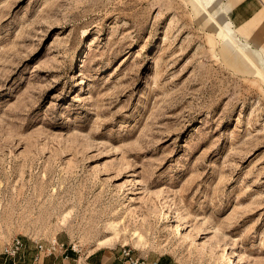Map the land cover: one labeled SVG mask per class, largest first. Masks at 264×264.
I'll use <instances>...</instances> for the list:
<instances>
[{
    "label": "rangeland",
    "instance_id": "374dc122",
    "mask_svg": "<svg viewBox=\"0 0 264 264\" xmlns=\"http://www.w3.org/2000/svg\"><path fill=\"white\" fill-rule=\"evenodd\" d=\"M207 18L192 0H0V252L264 264V80Z\"/></svg>",
    "mask_w": 264,
    "mask_h": 264
},
{
    "label": "crops",
    "instance_id": "0c3cea01",
    "mask_svg": "<svg viewBox=\"0 0 264 264\" xmlns=\"http://www.w3.org/2000/svg\"><path fill=\"white\" fill-rule=\"evenodd\" d=\"M192 1L207 15L212 28L222 31V52L240 55L248 67L264 80V54L261 47L256 45L264 44V16L262 8L257 5L259 0H221L222 10L218 9V15L213 11L218 0ZM245 25L249 39L243 30ZM38 244L39 242H26L14 256L0 252V264H138L140 261L148 264L154 260H159L160 264H180L170 254H163L154 260H140L139 255L131 253V250L126 255L122 247L109 246H99L85 255H79L68 248L46 254L39 251Z\"/></svg>",
    "mask_w": 264,
    "mask_h": 264
},
{
    "label": "built area",
    "instance_id": "2783aa9c",
    "mask_svg": "<svg viewBox=\"0 0 264 264\" xmlns=\"http://www.w3.org/2000/svg\"><path fill=\"white\" fill-rule=\"evenodd\" d=\"M24 246L22 240L20 238H14L11 243L6 244L3 248V253L6 255L14 256L17 252ZM64 247L63 243H57L56 240H53L49 243L48 246H43L41 243L38 244L39 251H43L46 254L54 253L57 249H62ZM74 250V248H71ZM130 249L123 248V253L128 255ZM143 262L140 261L138 264H142ZM148 264H160L159 260H154Z\"/></svg>",
    "mask_w": 264,
    "mask_h": 264
},
{
    "label": "bare ground",
    "instance_id": "6f19581e",
    "mask_svg": "<svg viewBox=\"0 0 264 264\" xmlns=\"http://www.w3.org/2000/svg\"><path fill=\"white\" fill-rule=\"evenodd\" d=\"M166 211H168V208H167ZM166 215L168 216V212H167ZM168 217H169V216H168ZM235 260H236L235 264H240L239 259L236 258ZM228 261H229V264H233V262H232V260H231L230 258L228 259Z\"/></svg>",
    "mask_w": 264,
    "mask_h": 264
}]
</instances>
